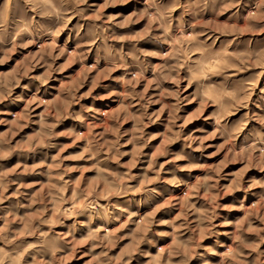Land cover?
Listing matches in <instances>:
<instances>
[{"label":"rangeland","instance_id":"1","mask_svg":"<svg viewBox=\"0 0 264 264\" xmlns=\"http://www.w3.org/2000/svg\"><path fill=\"white\" fill-rule=\"evenodd\" d=\"M0 264H264V0H0Z\"/></svg>","mask_w":264,"mask_h":264}]
</instances>
